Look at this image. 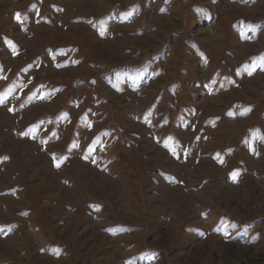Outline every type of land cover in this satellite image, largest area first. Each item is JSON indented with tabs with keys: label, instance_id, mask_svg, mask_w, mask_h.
<instances>
[{
	"label": "rangeland",
	"instance_id": "rangeland-1",
	"mask_svg": "<svg viewBox=\"0 0 264 264\" xmlns=\"http://www.w3.org/2000/svg\"><path fill=\"white\" fill-rule=\"evenodd\" d=\"M240 1L0 0V264H264Z\"/></svg>",
	"mask_w": 264,
	"mask_h": 264
},
{
	"label": "crops",
	"instance_id": "crops-1",
	"mask_svg": "<svg viewBox=\"0 0 264 264\" xmlns=\"http://www.w3.org/2000/svg\"><path fill=\"white\" fill-rule=\"evenodd\" d=\"M238 1H239V0H238ZM251 1H254V0H249L248 2H241V1H240L239 3H241V5H243V7L248 8V11H250V10H249V9H250L249 6L253 4V2H251ZM239 19H240V18H239ZM244 19H247V18H244ZM248 20H249V21H252V20H257V19H249V18H248ZM257 21H258L259 24H261L260 29H259V32H258V33H260L262 27L264 26V22H262L261 20H257ZM247 42L249 43V42H250V39L243 41V43H247ZM250 77H251V76H250ZM250 77H249V78H250ZM232 87H234V86H232ZM232 91H233V90L228 91L226 94H230ZM218 96H219V95H218ZM235 101H236V100H235ZM232 102H233V101H232ZM197 110L199 111V108H198ZM201 112H202V111H200V113H201ZM238 116H243V115L239 114ZM213 119L215 120V118H213ZM206 123H208V124H206ZM213 123H214V122H213ZM213 123L211 122V120H210V121L208 120V121L205 122V124H206L205 126L209 127V126L215 124V123H214V124H213Z\"/></svg>",
	"mask_w": 264,
	"mask_h": 264
},
{
	"label": "snow or ice",
	"instance_id": "snow-or-ice-1",
	"mask_svg": "<svg viewBox=\"0 0 264 264\" xmlns=\"http://www.w3.org/2000/svg\"><path fill=\"white\" fill-rule=\"evenodd\" d=\"M17 18L19 19L20 18V14H17ZM0 102H3L2 100H0ZM235 175V174H234Z\"/></svg>",
	"mask_w": 264,
	"mask_h": 264
},
{
	"label": "bare ground",
	"instance_id": "bare-ground-1",
	"mask_svg": "<svg viewBox=\"0 0 264 264\" xmlns=\"http://www.w3.org/2000/svg\"><path fill=\"white\" fill-rule=\"evenodd\" d=\"M99 189V188H98ZM94 190H96V189H94Z\"/></svg>",
	"mask_w": 264,
	"mask_h": 264
}]
</instances>
